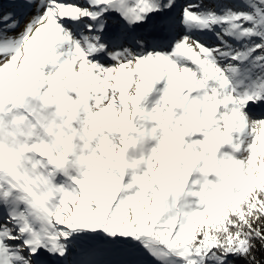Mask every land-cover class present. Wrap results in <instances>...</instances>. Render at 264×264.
I'll return each mask as SVG.
<instances>
[{"label": "snow or ice", "instance_id": "1", "mask_svg": "<svg viewBox=\"0 0 264 264\" xmlns=\"http://www.w3.org/2000/svg\"><path fill=\"white\" fill-rule=\"evenodd\" d=\"M0 264H264V0H0Z\"/></svg>", "mask_w": 264, "mask_h": 264}]
</instances>
